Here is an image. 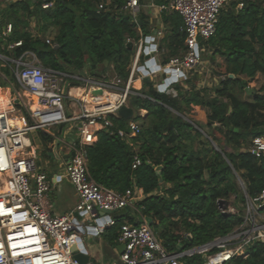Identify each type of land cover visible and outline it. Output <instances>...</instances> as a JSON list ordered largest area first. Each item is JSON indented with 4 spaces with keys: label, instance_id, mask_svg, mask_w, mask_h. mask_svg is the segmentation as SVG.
<instances>
[{
    "label": "trees",
    "instance_id": "1",
    "mask_svg": "<svg viewBox=\"0 0 264 264\" xmlns=\"http://www.w3.org/2000/svg\"><path fill=\"white\" fill-rule=\"evenodd\" d=\"M46 1L51 5L43 10L31 0H0V52L10 59L32 53L44 68L85 72L95 79L109 78L110 71L125 83L134 54L127 41L133 45L150 34L147 16L139 12L138 23L123 9L126 0ZM240 2L243 7L237 9ZM168 21L172 30L164 41L170 58L183 53L185 36L179 31L177 12L165 18ZM7 24L12 30L4 35ZM16 42L21 45L8 48ZM202 44L210 52L216 75L224 79L216 86L196 89L198 75L190 71L171 84L172 95L157 91L149 78L139 90L132 88L136 94L129 96L128 105L133 119L109 115L113 134L100 130L87 147L88 172L97 184L116 192L130 189L141 197L134 202V216L116 218L103 233L112 246L123 222L141 224L146 218L167 251L202 245L242 222V207L227 215L218 208L219 200L229 203L232 198L243 205L235 174L250 199L263 188L264 157H253L247 148L254 137L264 134V84L261 93L245 99L240 95L251 90V83L264 79V0H232L221 9L214 36ZM0 70L12 80L7 67ZM0 83L7 86L1 79ZM194 113L199 122L184 119ZM129 121L138 124L139 133L118 137L117 129L128 133ZM66 125H61L62 130ZM204 132L219 151L203 138ZM39 134L52 140L44 132ZM135 155L141 165L133 169ZM232 204L236 206L235 201ZM246 254L225 264H264V241L250 244ZM184 262L204 264V258L196 255Z\"/></svg>",
    "mask_w": 264,
    "mask_h": 264
},
{
    "label": "built area",
    "instance_id": "2",
    "mask_svg": "<svg viewBox=\"0 0 264 264\" xmlns=\"http://www.w3.org/2000/svg\"><path fill=\"white\" fill-rule=\"evenodd\" d=\"M31 1L40 3L43 10L51 5L46 0ZM231 1L172 0L167 7H161L173 10L180 16L185 49L182 54L170 57L165 64H159L155 61L156 48L150 45V37H140L125 83L114 74L109 78L95 79L47 69L39 64L32 53H25L18 59L0 54V67L8 68L12 78V84L8 82V85L13 87L16 94V98L11 99L12 106L26 116L23 127L11 128L8 120L10 111L0 104V175L9 181V189L0 190V264H78L72 258L71 249L78 244L81 223L96 219L99 211L118 212L134 205L132 190L116 192L97 184L90 177L87 147L96 141L98 131L107 130L113 134L108 116L118 117V110L127 105L131 94H136L132 91V84L137 76L144 79L161 74L164 78L156 89L163 92L199 67L203 59L202 43L214 36L219 13ZM242 7L240 2L236 8ZM123 9L136 19L140 2L126 0ZM11 30L12 26L7 24L3 34L8 35ZM46 43L50 44L49 39ZM20 45L21 42H16L8 48ZM145 55L149 58L139 66V58ZM151 61L154 63L151 64ZM0 79L6 81V75L1 70ZM80 83L83 85L82 95L71 94V90ZM92 90L101 91V95H92ZM21 95L29 100L21 103ZM104 95L109 98L115 95L113 104H102L98 100ZM66 100L72 107L78 108V114L67 116ZM70 122L76 123V136L62 145L61 155H68L69 159L61 167L75 189L78 202L74 213L55 216L51 213L49 201L50 179L38 167L30 135ZM127 129L128 133L117 129V136L131 138L140 131L134 121L127 123ZM247 152L257 159L264 157V134L251 140ZM62 156L57 155L61 161ZM140 165L141 160L135 155L132 168ZM243 192L246 205L240 225L230 233L199 246L167 251L145 220L137 225L122 223L118 227V242L124 246L121 261L123 264H184L185 259L201 255L204 264H225L236 257L246 258L250 244L264 241V180L256 198L250 199L244 189ZM114 224L110 220L105 226ZM102 227L93 228L92 233L98 234ZM187 236L191 237L190 234Z\"/></svg>",
    "mask_w": 264,
    "mask_h": 264
},
{
    "label": "crops",
    "instance_id": "3",
    "mask_svg": "<svg viewBox=\"0 0 264 264\" xmlns=\"http://www.w3.org/2000/svg\"><path fill=\"white\" fill-rule=\"evenodd\" d=\"M171 1L172 0H140V12H142L145 16H147V21L149 23L150 34L147 36L150 37V45H153L156 48V53L154 54V58H155L156 63H159V64H162L164 60L166 61V59H168L170 55L169 50L167 48V42L164 41V39L171 34L172 26L169 21L165 22V18L168 19L169 15L175 11L170 10V9H162L161 7H167L171 3ZM181 27H182V20H181V25L179 29L180 32H181ZM154 31H157L155 36L153 35ZM3 32H4V28L2 30V34ZM204 51H205V46L203 45V53ZM0 54L3 57H6L1 52ZM146 60L147 59H145V61ZM0 62L2 64V61ZM159 75L162 77V79L164 78L161 74ZM200 76L201 75L198 73V79H201ZM142 82H143L142 77L138 76L132 84L133 88H135V90H139L141 88ZM136 83L138 84L137 86H136ZM0 90H6L8 96L11 99L14 98L15 96L13 87L9 86L8 84H7V87H4V88L1 87ZM79 90L82 91L83 88ZM80 95H82V92ZM25 100L28 101L29 99L26 98L23 101L25 102ZM1 103L4 105V107L7 110L10 111L9 120L14 121V120H18L19 117H22L24 120V124L26 123V116L24 113H22L20 109L19 110L15 109L5 99H2V98H0V104ZM72 109H76V110L74 111L72 110V112L70 113L71 115L78 114V108L72 107ZM74 128L75 127L71 129L69 126L64 128L63 133L64 135L66 134V136H68V137H65L66 139L65 142L62 140L59 144L57 145L54 144L52 148H47L48 152H46V154L44 155L46 157L45 160L47 162L45 161V163H43V162H40V160L37 162L38 167L40 169H43L49 176L50 184H51V190L49 193V201L51 204V213L55 216H63V215H69L71 213H74V209L78 202V197L76 195L75 189L72 186V184L68 181V179L66 178L63 167H61L58 164L59 159L57 157V155L62 156L61 151L63 149L62 148L63 143H69L75 138L76 129ZM73 129L75 130L74 137H73V134L71 133V130L74 131ZM31 136H32L31 138L32 151L34 155L37 156V159H38V154H37L38 148L43 143L44 145L47 146L50 144V142L47 140H44L40 136L39 132L33 133ZM137 198L139 199L141 197L139 194H136L135 192L134 200L135 201L138 200ZM134 212H135V208L132 206L127 209L112 213L110 215V218L111 220L115 221L116 218L124 217L127 214L134 216ZM106 222L108 221H105L104 224L100 226V227L102 226L104 227L101 228L102 230H100L98 234L88 235L86 233L84 235H81L82 242L85 245L87 251L91 254L92 264H102L100 263L102 261L101 254L99 253L97 246L99 245V247H102L103 244H107L109 247H111L118 254L120 264H123V262L120 259L122 244L118 242V238H116V240H113L115 241V244L112 246L108 242H106L108 241L105 237L107 234L105 233L103 235L105 230L109 228L105 226ZM123 223H127V222L125 221ZM100 227H98V229H100Z\"/></svg>",
    "mask_w": 264,
    "mask_h": 264
},
{
    "label": "rangeland",
    "instance_id": "4",
    "mask_svg": "<svg viewBox=\"0 0 264 264\" xmlns=\"http://www.w3.org/2000/svg\"><path fill=\"white\" fill-rule=\"evenodd\" d=\"M31 25L34 26V23H32ZM127 42H129V41H127ZM129 43H131V42H129ZM132 46H133V49H134V54L132 56V62H133L134 57H135V54L137 52L138 42L133 43ZM143 61H145V56H143L142 61H139L138 65L139 66L142 65ZM0 64H1V62H0ZM81 73H84V76ZM191 73L193 74V76L198 75V73L201 75L200 76L201 79L195 80L196 89L204 88V87L210 88L212 86H216L219 83V81L221 80V77H218L216 75V73H215V67H214L213 63L211 62V60H210V52L208 51V48L207 47H205V51L203 53V59H202L201 63L199 64V67L197 69H195V70H192ZM100 74L101 73H99V75ZM80 75L83 76V77H86L87 76L85 72H80ZM107 76L108 77L112 76V74H111L110 71L107 72ZM150 78H152V81H153L155 87H157V85H159L160 83H162V77L159 74L154 75V76H151ZM6 81L4 83L8 84V82H10L12 84V82H11L12 80L8 76H6ZM263 84H264V79L263 78H259L257 81H255L254 83H251L249 85V87L251 88V90H247V94H241L240 97L242 99H245L247 96H251L253 93H261L260 88L262 87ZM82 87H83V85L80 83L75 88L79 90V89H82ZM3 88H4V86H3ZM132 88H133V86H132ZM184 88H186V87H184ZM133 89H135V88H133ZM164 91L166 93L175 95V92L172 90V85L168 86ZM14 97L16 98V94H15ZM24 99H26V98L21 95V101L20 102L22 103V101ZM25 102H26V100H25ZM64 106H65L66 114H67L68 117L71 116L70 113L72 112V110L73 111L76 110V109H72V106L70 105V102L68 100L64 101ZM125 106L127 108H130L129 105H128V101H127V105H125ZM68 111H70V112H68ZM201 111L203 112L202 109H201ZM262 112L264 113V110ZM175 114H177V113H175ZM196 114L194 113V115H193V117L191 119H189V118H184V119L186 121H188L189 123H191V124H195V122L196 123L199 122L197 120V118H196L197 117ZM140 115L144 116L145 113L143 111H141L140 112ZM133 117H134V114L132 115V117L130 119H133ZM75 124L76 123H74V122H70V123H67L66 127L69 126L72 129L73 127H75ZM61 127L62 126L60 125V126H56V127H53V128H48L46 130V132H44L49 137H51L52 140L49 141L50 144L47 145L48 147L46 145H44V143H43L38 148V151H37L38 161L40 160V162L45 163L46 157L44 155L46 154V152H48V149L47 148H52V146L54 144L57 145L62 140L65 142V140H66L65 137H68V136H66V134L64 135V133H63L64 131L62 130ZM196 127L199 128L198 125ZM204 129L203 130L201 129V131H204ZM71 133L73 134V137H74L75 130L74 131L71 130ZM31 138H32V136L30 135V139ZM203 138L210 143V145H211V147L213 149L219 151L218 147L212 141L211 137L208 136V135H206L205 132L203 134ZM235 176H236V180H237L239 186L241 187L242 181L239 179V177H238L237 174H235ZM241 189H242L241 190V193L244 196V192H243L244 186H243V183H242V188ZM234 201L236 202V206L237 207L235 206V204H232ZM245 205H246V202L245 201L243 202V205L241 206V203L239 201L234 200V198H232L231 201L228 203V208H227L226 211H227V213H236L237 211H239V207L240 208L242 207L243 208V211H245ZM220 211L222 212V210H220ZM223 211H225V210H223ZM182 231H183V229H181L179 233L184 235V232H182ZM97 248H98V251L101 254V258H102V261L101 262L99 261L100 263H102V264H120V261H119V258H118V254L111 247H109L107 244H103L102 247H99V245H98Z\"/></svg>",
    "mask_w": 264,
    "mask_h": 264
},
{
    "label": "water",
    "instance_id": "5",
    "mask_svg": "<svg viewBox=\"0 0 264 264\" xmlns=\"http://www.w3.org/2000/svg\"><path fill=\"white\" fill-rule=\"evenodd\" d=\"M136 20L137 22L139 23V20H140V17L137 16L136 17ZM156 32L157 31H154L153 35L155 36L156 35ZM127 46L131 49L132 48V44L127 42ZM145 53H147V49L145 50ZM149 56L148 55H145V59H148ZM151 64H153L154 62L151 61L150 62ZM73 73L75 74H80V72L78 71H73ZM83 76H84V73H81ZM145 74V72H144ZM149 78L146 77L143 79V82H146L148 81ZM91 94L94 95V96H98V95H101V91L99 90H92L91 91ZM118 116L119 117H122L123 119H130L133 115V111L132 109L130 108H127L125 105L123 107H121L119 110H118ZM69 159V156L68 155H64L62 156V161L59 160L58 164L60 166H63L64 163H66ZM218 208L220 210H222V213L224 215H227V208H228V202L227 201H224V200H219L218 201ZM225 210V211H223ZM112 213H115V212H111V211H99L98 212V216L96 219L94 220H84L81 225H82V229H81V235H84V234H88V235H94L92 233L93 231V228L95 227H99L101 225L104 224L105 221H110L111 218H110V215ZM76 218L77 220H80L79 216L76 215ZM146 223L148 225H150L151 223V220L149 218H146L145 219ZM134 225H137V223H134ZM123 248L124 246L121 245V253L123 251ZM71 255H72V258L77 261L78 264H92L91 263V254L87 251L85 245L83 244L82 242V238L81 236L78 238V244L76 246H73L72 249H71Z\"/></svg>",
    "mask_w": 264,
    "mask_h": 264
},
{
    "label": "bare ground",
    "instance_id": "6",
    "mask_svg": "<svg viewBox=\"0 0 264 264\" xmlns=\"http://www.w3.org/2000/svg\"><path fill=\"white\" fill-rule=\"evenodd\" d=\"M81 90L78 89H73L71 91V93L73 95L76 96H80L81 94ZM0 98L5 99L11 106V98L8 96L7 91L6 90H0ZM116 99V96H110V98L107 95L102 96L101 98H99L98 100L102 103V104H113V101ZM109 101V102H107ZM13 107V106H12ZM9 120V119H8ZM24 124V120L22 117H19L18 120H14L11 121L9 120V126L12 127H23ZM9 189V181L7 178H5L3 175H0V190H6Z\"/></svg>",
    "mask_w": 264,
    "mask_h": 264
}]
</instances>
